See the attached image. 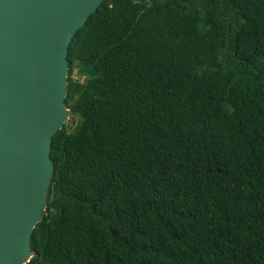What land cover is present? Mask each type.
Segmentation results:
<instances>
[{"label":"trees","instance_id":"16d2710c","mask_svg":"<svg viewBox=\"0 0 264 264\" xmlns=\"http://www.w3.org/2000/svg\"><path fill=\"white\" fill-rule=\"evenodd\" d=\"M68 63L27 264H264V0H104Z\"/></svg>","mask_w":264,"mask_h":264},{"label":"water","instance_id":"95a60500","mask_svg":"<svg viewBox=\"0 0 264 264\" xmlns=\"http://www.w3.org/2000/svg\"><path fill=\"white\" fill-rule=\"evenodd\" d=\"M104 0H0V264H27L70 116L69 46Z\"/></svg>","mask_w":264,"mask_h":264},{"label":"rangeland","instance_id":"374dc122","mask_svg":"<svg viewBox=\"0 0 264 264\" xmlns=\"http://www.w3.org/2000/svg\"><path fill=\"white\" fill-rule=\"evenodd\" d=\"M74 77H75V79H77L78 81L82 80V79H79V77H78V75H77V74H76ZM71 118H72V117H71V116H69V118H68V120H67V121H69ZM73 126H74V125H73Z\"/></svg>","mask_w":264,"mask_h":264}]
</instances>
